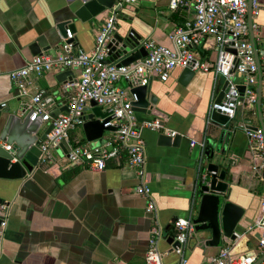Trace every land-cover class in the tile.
I'll use <instances>...</instances> for the list:
<instances>
[{"label":"crops","instance_id":"0c3cea01","mask_svg":"<svg viewBox=\"0 0 264 264\" xmlns=\"http://www.w3.org/2000/svg\"><path fill=\"white\" fill-rule=\"evenodd\" d=\"M86 1L0 0V70L6 73L23 67L34 57L30 46L37 39L41 40L42 49L49 46L47 53L41 55L55 57L61 51V35L56 25L75 19L74 13ZM183 2L185 5L171 11L169 0H138L134 6L119 11L115 33L133 30L142 41L151 39L172 48L169 33L193 19L192 0ZM107 14L105 10L90 21H74L72 36L77 48L85 52L92 50ZM252 23L257 48L262 52L260 36L264 38V10L252 16ZM248 39L250 41V36ZM206 44L210 49L195 47L193 50L203 65L210 66L216 60V52L211 40ZM64 71L72 73V81L80 74L76 69ZM61 72L52 70L28 78L33 92L53 96V104L49 107L53 116L63 113L62 103L74 93L58 84L56 78ZM181 72L182 69H176L166 82L157 78L149 80V93L158 98L161 110L158 113L161 118L154 121L163 122V127L159 131L146 128L141 131L145 143V169L150 175L149 187L157 218L168 235L173 234L175 219L191 216L194 224L197 216L199 199L194 189L199 151L189 143L191 140L202 142L217 130L213 124L206 127L204 118L212 94L216 98L224 84L221 77L214 84V75L210 72L197 73L183 87L177 82ZM236 83L241 85L243 79L238 76ZM119 85L124 87V84ZM3 103L6 107L2 108V122L9 113L20 108L17 88L6 75L0 76V104ZM247 113L251 116L249 119L241 115L238 118L257 120L256 115ZM136 119L139 123L151 121L142 114H137ZM251 125L258 126V123ZM237 126L239 131L232 135L229 143L232 156L238 158V166L233 170L237 177L233 201L245 209L244 217L253 223L259 216L263 183L251 170V151L246 149L248 142L239 124ZM46 128V124H42L41 130ZM75 131L76 128L70 132L72 139L81 141L83 131ZM169 132L180 135L179 148L158 145V135ZM3 143L0 141V151L5 154ZM53 155L52 161L39 166L38 146L32 147L25 159L33 166V171L22 180H0V184L9 189L1 195L7 210L6 213L1 211L5 226L0 228V264H145L151 216L145 212L146 200L135 193L137 176L126 165L125 158L110 161L104 171L94 172L81 166L61 167L58 151ZM255 236L258 234L247 233L233 241L235 252L254 253ZM231 242L222 239L220 248ZM220 248L194 245L192 250L185 251L186 264H201L205 256L217 254ZM158 249L164 254L165 264L178 263L179 257L166 241L161 240ZM19 253L24 255L20 257Z\"/></svg>","mask_w":264,"mask_h":264},{"label":"built area","instance_id":"2783aa9c","mask_svg":"<svg viewBox=\"0 0 264 264\" xmlns=\"http://www.w3.org/2000/svg\"><path fill=\"white\" fill-rule=\"evenodd\" d=\"M138 0H114L108 14L98 31L92 50L85 52L77 48L73 42L70 30H66L65 37H61V51L51 58L38 55L27 61L21 68L10 72H2L17 88V97L20 100V109L24 114L31 113L30 120L41 118L42 123L52 125L51 131L40 142L39 166L53 160V152L58 150L61 143L67 146V166L84 167L90 171L102 172L108 162L125 158L126 165L135 171L138 184L135 193L146 200L145 212L151 216L145 264H165L164 254L158 249V243L166 241L172 236L178 245L170 246L171 251L179 257L177 264H186L185 251L188 240L195 232L191 216L178 218L173 222V234L165 233L159 224L155 201L149 187L150 175L145 169V143L141 137L142 129L159 131L161 125L158 121L139 123L133 111L132 103L136 95L131 90L146 86L151 78L166 82L173 71L189 67L192 71L208 74L213 73L215 84L218 77L227 83L223 97L215 103L212 94L207 110L205 124H212L211 114L218 111L221 115L233 120L238 110L251 112L256 115L258 68L255 62L253 48L248 39L247 25V0H192L193 19L183 26L174 28L168 35L172 48L155 43L151 39L140 42V47L146 51V56L130 65H118V62L105 64L108 59L107 44L117 30L119 21L118 13L124 7L134 6ZM185 5L183 0H169L168 7L171 11ZM252 16H257L264 10V0H251ZM213 42L216 52L215 62L208 66L203 65L193 48L202 50L210 49L206 42ZM65 69L79 70V77L74 81H67L65 87L73 90V94L66 100L67 111L52 117L45 99V92L32 91L28 81L31 75L42 76L52 70L64 71ZM243 79V95L241 96L236 83V78ZM262 121L264 127V63L260 64ZM119 84H124L121 87ZM94 102L104 110L109 119L105 128L114 127V131H104L102 137L95 142L78 141L70 142L69 135L72 130L82 124L84 110ZM5 108L6 104H0ZM239 127L248 139L252 155L251 170L258 175L263 183L260 196V212L256 221L247 229V233L259 235L256 240L254 253L245 255L235 252L233 241L221 247L217 254L205 259L202 264H254L264 256V135L259 127L256 131H249L244 124ZM174 137L175 132H169ZM2 149L10 153L11 163L16 162L12 145L3 143ZM198 146L199 155L195 165V189L199 188L212 172L205 170L204 150L205 140L202 142L190 141V147ZM194 189V190H195ZM0 210L6 213L7 206ZM1 228L5 226V216ZM1 235V231H0ZM241 236L236 235L237 241ZM260 264H264V257Z\"/></svg>","mask_w":264,"mask_h":264},{"label":"water","instance_id":"95a60500","mask_svg":"<svg viewBox=\"0 0 264 264\" xmlns=\"http://www.w3.org/2000/svg\"><path fill=\"white\" fill-rule=\"evenodd\" d=\"M113 4L114 0H87L74 13L75 19L56 25V29L59 31L61 37L64 38L66 30H70L71 33L74 32L75 20L81 22L90 21L105 10H109ZM247 4V25L255 62L258 68V82L256 87V117L258 126H252L250 123H245V121L239 119L240 110L237 111L234 119L231 121L218 111L212 112L211 121L217 130L211 137L205 140L206 146L203 160L205 170L209 173L212 172V174L207 178L204 184L195 189V195L198 194L199 208L194 222L195 232L189 238L186 250H192L194 245L220 248L222 239L234 241L236 235L244 237L247 235L248 227L252 224L251 220L244 217L245 209L233 201L234 187L237 185V177H235L233 170L238 166V164H236L238 158L232 156V150L229 148L232 135L239 131L237 124L240 125V122H242L249 131H256L257 127H259L264 135L261 109V82L259 77L260 64L262 60H264V38L260 36L263 49L261 52L257 48L252 30L251 0H247ZM141 40L142 37L137 35L133 30L125 34L115 33L107 44L108 59L104 63L109 64L118 62V65L127 66L145 57L146 51L143 47H140ZM40 42L41 40L37 39L36 42L31 44L30 51L32 56L41 55L43 52L49 50V46L42 49ZM197 73L200 72L192 71L189 67L182 69L177 80L178 84L186 87ZM71 77L72 73L70 71H63L57 76L56 80L58 84L63 86L67 81H71ZM226 86L227 83L224 82L218 96L215 98V103L221 101ZM237 88L242 96L244 86H237ZM131 93L136 95V101L132 103V108L136 115H146L151 118V121L159 117L161 118L158 114L161 112L158 107V98L154 94L149 93L148 84L143 87L132 89ZM55 94L56 93H53V95ZM45 102L47 106L50 107L53 104V96L47 97ZM61 111H67L66 102L62 103ZM2 114V108L0 107V141L13 146L16 162L11 163L12 155L10 153L5 152L4 154L0 151V180H22L27 173L33 171V166L25 159L26 154L32 147L38 146L40 142L45 139L46 134L51 131L52 125H48L47 128L42 131L41 126L43 123L41 118L31 121V113L24 114L20 108L15 112L9 113L3 122ZM51 116L55 117L56 115ZM105 117L106 113H104V110L98 107L94 102H91L89 107L85 108L82 117L81 128L83 131V139L81 141L90 143L95 142V144L98 145V140L102 137L104 131L113 132L115 130L114 127H104V125L109 122V119H105L102 122L100 121V119ZM205 119L206 115L204 122ZM228 122L230 123L228 124ZM159 123L163 127V122L160 121ZM232 125H234L233 128ZM240 130L242 129L240 128ZM243 134L245 135L244 132ZM246 140L248 142L247 137ZM180 144L181 137L179 134H176L174 137L166 134L158 135V145L160 146L179 148ZM195 147L199 151L198 146ZM246 149L250 151L248 144L246 145ZM57 151L60 156V166H67V146L65 142L61 143ZM8 190L9 189L5 185L0 184V207L4 205L1 195H4ZM2 222L3 216L0 210V228ZM255 238H259V235L255 236ZM166 243L172 247L178 245L174 242L172 236L167 238ZM23 255L22 253L18 254L20 257ZM207 257L209 256L204 257L202 263ZM263 257L254 264H260Z\"/></svg>","mask_w":264,"mask_h":264},{"label":"rangeland","instance_id":"374dc122","mask_svg":"<svg viewBox=\"0 0 264 264\" xmlns=\"http://www.w3.org/2000/svg\"><path fill=\"white\" fill-rule=\"evenodd\" d=\"M243 110L241 109L240 110V112H241V114H239V115H241L240 117H242V116H244V118H250L251 116L247 113V111H243ZM242 113H243V115H242ZM239 119H241V118H239ZM252 120H255V121H249V120H245V123H252L253 125H256L258 122H257V120L255 119V118H252ZM230 122H228V124H229ZM240 124H242V122H240ZM82 131V128L80 127V126H77L76 127V131H75V133H77V132H81ZM194 222H195V218H194V220H193Z\"/></svg>","mask_w":264,"mask_h":264},{"label":"trees","instance_id":"16d2710c","mask_svg":"<svg viewBox=\"0 0 264 264\" xmlns=\"http://www.w3.org/2000/svg\"><path fill=\"white\" fill-rule=\"evenodd\" d=\"M69 139H70V142L75 143V144L79 141L77 139H72V135L71 134L69 135Z\"/></svg>","mask_w":264,"mask_h":264}]
</instances>
